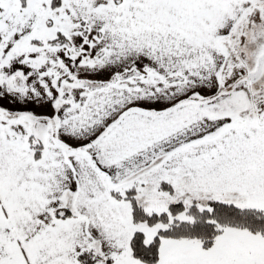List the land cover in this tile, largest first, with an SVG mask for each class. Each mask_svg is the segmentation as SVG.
Wrapping results in <instances>:
<instances>
[{
    "label": "snow or ice",
    "instance_id": "obj_1",
    "mask_svg": "<svg viewBox=\"0 0 264 264\" xmlns=\"http://www.w3.org/2000/svg\"><path fill=\"white\" fill-rule=\"evenodd\" d=\"M0 264H264V0H0Z\"/></svg>",
    "mask_w": 264,
    "mask_h": 264
}]
</instances>
